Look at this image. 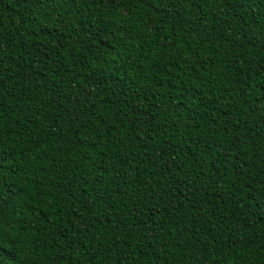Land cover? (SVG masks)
Returning <instances> with one entry per match:
<instances>
[{"label":"trees","instance_id":"obj_1","mask_svg":"<svg viewBox=\"0 0 264 264\" xmlns=\"http://www.w3.org/2000/svg\"><path fill=\"white\" fill-rule=\"evenodd\" d=\"M0 264H264V0H0Z\"/></svg>","mask_w":264,"mask_h":264}]
</instances>
